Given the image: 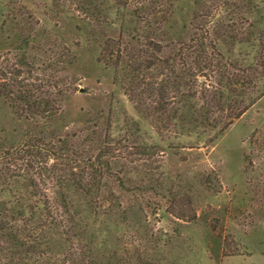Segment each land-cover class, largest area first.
Segmentation results:
<instances>
[{
    "label": "trees",
    "instance_id": "1",
    "mask_svg": "<svg viewBox=\"0 0 264 264\" xmlns=\"http://www.w3.org/2000/svg\"><path fill=\"white\" fill-rule=\"evenodd\" d=\"M69 1L86 17L80 30L96 42V62L162 138L196 135L212 143L264 96V0H191L182 17L178 0ZM41 31L21 33L15 63L0 66V98L31 124L29 138L7 153L12 160L28 155L34 174L22 183L17 174L1 179L9 199L0 201V264H129V255L131 264H162L141 241L129 239L116 254L106 246L110 227L92 229L101 212L115 222L117 209L139 207L122 202L115 189L135 191L124 167L144 164L148 146L127 116L115 131V107L87 112L81 126L54 128L77 89L69 73L75 56ZM253 158H245L247 171ZM103 176L114 180L99 181Z\"/></svg>",
    "mask_w": 264,
    "mask_h": 264
},
{
    "label": "rangeland",
    "instance_id": "2",
    "mask_svg": "<svg viewBox=\"0 0 264 264\" xmlns=\"http://www.w3.org/2000/svg\"><path fill=\"white\" fill-rule=\"evenodd\" d=\"M190 4L191 0L177 1L179 17L189 12ZM85 18L69 0H0L1 68L9 70L15 63L13 48L18 36L32 28H41V33L46 30L74 53L69 73L77 89L67 95L63 111L54 120L55 129L81 126L87 112L115 107V131L121 130L127 116L139 126V141L148 146L144 157L149 158L144 164L124 167V177L135 191L115 189L122 202L139 207L128 212L117 209L115 222H107L109 212H101V223H93L92 229L110 227L113 242L106 246L116 254L128 247L129 239L135 241L133 245L141 241L149 256L162 264H264V96L212 143L196 135L162 138L112 84L111 73L96 62V42L86 28L80 30ZM30 125L17 120L0 98V184L6 175H19V183L34 175L25 165L28 155L12 160L7 153L29 138ZM253 140L258 144L255 150ZM170 142L173 146L168 147ZM250 153L253 168L247 171L245 158ZM115 172V179L121 177ZM113 180V176L99 178ZM7 186L0 187V201L9 199ZM29 190L27 187L26 197ZM175 214L184 218L194 214V219H180ZM50 219L48 215V223ZM128 259L131 264L132 256ZM101 261L105 259L101 257Z\"/></svg>",
    "mask_w": 264,
    "mask_h": 264
}]
</instances>
